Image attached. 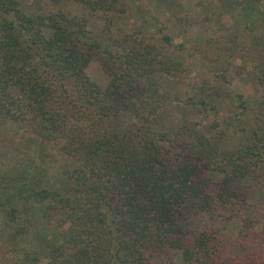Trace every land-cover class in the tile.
Wrapping results in <instances>:
<instances>
[{
	"label": "trees",
	"instance_id": "16d2710c",
	"mask_svg": "<svg viewBox=\"0 0 264 264\" xmlns=\"http://www.w3.org/2000/svg\"><path fill=\"white\" fill-rule=\"evenodd\" d=\"M82 1L105 13L99 30L82 14L0 0V127L16 122L72 160L57 185L31 160L2 163L0 234L19 254L13 264H264V205L248 199L246 183L264 185V34L249 26L222 44L192 43L221 84L237 58L263 130L228 147L195 125L153 128L175 96L163 76L184 67V41L165 24L152 31L148 19L113 25L122 0ZM187 19L176 18L181 36ZM94 61L104 84L86 71ZM217 94L186 100L212 108Z\"/></svg>",
	"mask_w": 264,
	"mask_h": 264
},
{
	"label": "rangeland",
	"instance_id": "374dc122",
	"mask_svg": "<svg viewBox=\"0 0 264 264\" xmlns=\"http://www.w3.org/2000/svg\"><path fill=\"white\" fill-rule=\"evenodd\" d=\"M125 4L123 16L113 25H143L145 19L150 21V29L157 34L161 25H167L174 40L184 41V64L181 71L164 75V83L170 93L175 95L158 111L153 128L171 132L185 126L195 125L222 145L238 146L249 142V133L256 129V135L262 136L257 129L250 112V97L245 89L243 78L236 76L234 66L237 58L232 59L229 82H219V70L214 68L213 61L198 54L192 47L204 43L208 38L218 40L220 44L228 33H246L249 26L252 30L264 34V0H122ZM25 10L54 11L62 9L70 13L82 14L87 17V27L97 31L105 24V13L100 9L91 10L82 0H18ZM108 13V12H107ZM111 14V13H108ZM113 16V15H112ZM115 16V15H114ZM187 16V30L184 32L188 41L179 35L181 23L178 17ZM144 21V22H143ZM154 24V25H153ZM197 44L194 45L192 43ZM218 52L216 47L209 51L210 56ZM89 77L99 84H104L108 77L97 62H91L86 69ZM214 107L203 109L198 104H191L188 97L214 95ZM242 91V92H241ZM243 93L239 98L237 93ZM188 101V102H187ZM0 138V169L2 163L10 164L17 161L30 160L38 166L46 168V179L49 184L57 185L62 178V169L72 164L71 158L55 154L48 143H42L32 137L24 126L6 121L1 127ZM35 138V139H34ZM218 176L214 177L217 178ZM2 181V180H1ZM248 199L264 205V185L248 179ZM1 185V183H0ZM3 214L0 211V219ZM6 232V231H5ZM24 239L25 244L38 250L37 243ZM27 241V242H26ZM21 242V243H22ZM17 252L10 251V242L4 234H0V264H13ZM175 258L177 252H175Z\"/></svg>",
	"mask_w": 264,
	"mask_h": 264
}]
</instances>
